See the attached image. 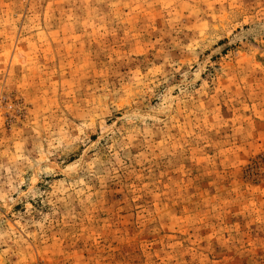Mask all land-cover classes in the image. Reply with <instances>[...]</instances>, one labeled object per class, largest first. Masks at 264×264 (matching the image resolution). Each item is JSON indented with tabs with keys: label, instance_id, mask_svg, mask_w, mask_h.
<instances>
[{
	"label": "rangeland",
	"instance_id": "obj_1",
	"mask_svg": "<svg viewBox=\"0 0 264 264\" xmlns=\"http://www.w3.org/2000/svg\"><path fill=\"white\" fill-rule=\"evenodd\" d=\"M0 264H264V0H0Z\"/></svg>",
	"mask_w": 264,
	"mask_h": 264
}]
</instances>
